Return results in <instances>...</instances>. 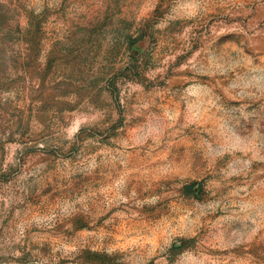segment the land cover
I'll return each mask as SVG.
<instances>
[{"label": "rangeland", "instance_id": "374dc122", "mask_svg": "<svg viewBox=\"0 0 264 264\" xmlns=\"http://www.w3.org/2000/svg\"><path fill=\"white\" fill-rule=\"evenodd\" d=\"M0 264H264V0H0Z\"/></svg>", "mask_w": 264, "mask_h": 264}]
</instances>
